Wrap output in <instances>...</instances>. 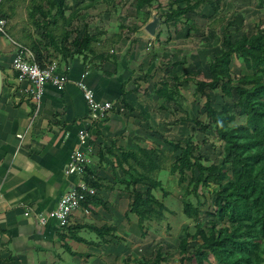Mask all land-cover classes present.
Returning a JSON list of instances; mask_svg holds the SVG:
<instances>
[{"label":"crops","instance_id":"obj_1","mask_svg":"<svg viewBox=\"0 0 264 264\" xmlns=\"http://www.w3.org/2000/svg\"><path fill=\"white\" fill-rule=\"evenodd\" d=\"M87 10L85 4L76 7L73 0H66L64 16L71 18L75 13V21H78L79 14ZM73 21L63 28L69 33L67 43L83 33L85 26L91 33L86 22L78 21L73 26ZM80 24L83 30L78 32ZM118 36V33L111 35L110 41L114 37L117 41L111 44L107 42L110 37L104 41L98 37L100 42L95 44L94 54L73 55L72 50L65 58L60 49L62 38L58 36L53 60L58 72L67 76V82L62 90L46 86L36 107L29 93V82L18 80L16 72L10 69L13 48L9 40L7 42L0 35V264H73L75 260L81 264H85V260L97 264L98 255H108V245L95 246L93 243L101 241L99 236L87 228H75L112 226L115 227L114 234L119 235L118 225L96 203L81 204L71 213L65 227H59L54 220L45 224L38 220L39 216L55 208L63 193L82 180L80 175L64 174L73 151L79 147L78 132L86 131L88 135L83 147L86 168L103 180H107L108 170L120 169L108 150L140 147L137 146L140 141L136 142L140 134L135 124L150 121V110L153 109L149 103H153L147 98L144 100L139 92L145 91L142 86L144 76L149 73L145 79H151L156 75V66L151 64L147 71H142L143 74L140 71L136 74L133 70L137 65L133 61L130 64L132 62H126L125 57L124 62L119 60L122 39ZM172 73L184 78L183 68H176ZM162 81L159 80V84ZM79 83L90 89L97 101L111 103L103 120H89V108ZM159 84H156L157 88ZM159 100L168 108L173 103L164 98ZM140 115H145L144 119ZM104 185L106 187L95 189L94 196L108 206L109 192L115 199L119 197L113 195L115 192L110 185ZM117 193L124 195L120 191ZM105 239L110 240V237ZM75 246L77 251L73 249Z\"/></svg>","mask_w":264,"mask_h":264},{"label":"trees","instance_id":"obj_2","mask_svg":"<svg viewBox=\"0 0 264 264\" xmlns=\"http://www.w3.org/2000/svg\"><path fill=\"white\" fill-rule=\"evenodd\" d=\"M73 1L76 7L83 4V0ZM99 1L101 0H89L90 4H85L86 8L91 9ZM159 1L135 0V12L141 26L145 27L148 23L153 3L157 5L156 10L160 9L157 10L156 16L158 24L161 25L180 22L185 24L190 21L186 15L206 7L210 8L213 14L219 11V0H167L165 8ZM3 2L4 0H1L0 5ZM44 3L47 7L45 10L40 4L34 8L40 15L41 24L35 19V13L28 15L33 26L38 29L44 26L39 36L32 38L28 35L30 40L28 48L33 51L38 62L41 63L45 58L49 64L55 58L53 50L57 48L55 42L58 36L62 38L60 49L64 58L69 56L72 50L73 55L96 52L94 46L100 42L98 38L100 34H91L87 26L83 33L76 35L67 43L69 33L63 27H69L72 20H77V15L72 13L71 18L64 16L66 0H44ZM257 3L262 6L264 0H257ZM6 16L5 11L0 10V19L4 20ZM59 20H62V24L58 28L63 29L60 35L56 29ZM227 26L228 24L226 28ZM158 33L160 31L155 34ZM115 42L116 39L111 41ZM221 44L219 53L209 58L208 80H195L193 92L194 95L204 98L205 124L199 125L198 130L205 132L211 128L212 139L222 143L221 163L218 166L204 165L202 156L196 153L197 147L190 137L171 144L172 150L178 151V154L170 157V171L178 174L180 185H185L182 213L196 222L191 239L201 240L192 254L187 255V237L181 239L178 245L179 253L182 256L181 261H194L195 264H208L209 256L213 258L215 264H264V31L257 28L252 38L246 34H242L234 41L223 38ZM45 54L48 56L45 57ZM232 55L241 59L249 74L241 76L231 74L229 64ZM185 59L183 61L188 62V59ZM199 74L198 70L194 76ZM192 77L191 75L184 79L181 75H172L173 85L162 81L154 93L159 98L178 103L180 81H188V78ZM206 90L219 93L222 99L235 97V102L231 106L222 103L217 111L212 107L213 99ZM236 107L243 112L242 124H232ZM107 153L115 158L116 166L130 179L119 184L131 195L129 211L137 217V225L141 236L144 237V223L147 221L159 223L162 213L166 211L164 204L157 200L152 192L161 187V183L155 180L152 174L163 167L166 161L164 154L162 151L141 147L129 150L112 148ZM82 181L96 190L104 187L100 178L86 167ZM138 184L143 185L145 190H137ZM211 185H217L212 193V217L217 222H227L229 226L217 228L212 222L206 229L198 217L202 201L199 199L196 205H193L188 200L191 195L200 198L198 189ZM166 195L167 193L163 192V197ZM91 203L105 205L94 195H86L81 204L88 206ZM82 228H87L99 236L102 244L110 243L105 237L109 236L111 239V233L115 231V227L112 226L95 228L90 225L75 229ZM100 243L93 244L99 247ZM161 262L162 259L157 254L153 261H143L142 264Z\"/></svg>","mask_w":264,"mask_h":264},{"label":"rangeland","instance_id":"obj_3","mask_svg":"<svg viewBox=\"0 0 264 264\" xmlns=\"http://www.w3.org/2000/svg\"><path fill=\"white\" fill-rule=\"evenodd\" d=\"M88 2L89 0H83L82 5L90 4ZM166 2L167 0L159 1L164 8ZM218 3L219 11L215 14L206 7L186 15L190 21L185 24L180 22L165 25L158 24L156 14L158 13L157 10L160 9L156 10L157 5L153 3L150 9L152 15L148 23L153 22L157 26L155 25L152 35L138 22L135 0H101L87 12L82 13V15L79 14L78 21L86 22L91 33L99 34L98 32H101L99 37L103 41L110 37L107 42L111 44L110 40L113 33H118L121 36L122 46H119L121 48V51L118 52L119 60L124 62L123 57H125L128 63L133 61L139 68V70L137 67L134 68L133 71L136 74L139 71L143 74L142 71H147L151 64L156 66L154 77L145 79L149 73L144 76L142 86L145 87V91L143 94L142 92L139 94L144 96V100L147 98L157 107L154 108L149 103L150 108L153 109L150 110V121L135 124L136 130L139 129L140 134V138L136 142L140 141L141 144L137 146L142 148L162 151L166 160L163 167L152 174L153 178L161 183V187L152 191L153 195L164 204L166 211L162 213V219L159 223L148 221L144 223V237L141 236V231L137 225V217L129 211L131 195L124 189V186L119 184L122 181H129L128 175L120 169L115 171L113 168L112 172L107 171L109 173L107 180L100 178L101 184L103 186H105L104 183L110 185L111 190L115 192L113 195L119 197V199L117 197L115 199V196H111V192H109L108 206H102L107 211L110 220L118 225L119 235H115V231L111 233L110 243L106 244L108 245V249H106L108 255L100 256L96 253L100 258L97 260V264H142L143 261H153L157 254L162 259L160 264H195L194 261H181L182 256L179 253L178 245L181 239L187 237V255L192 254L194 249L200 245L201 240L191 239L196 222L182 213L185 185H180L178 174L170 171V157L178 154V151L172 150L171 144L190 137L197 147L196 153L202 156L204 165H220L222 143L212 139L211 128L205 132L198 130L199 125L205 124V114L203 111L204 98L193 94L195 80H208L207 64L209 58L219 53L223 38L234 41L240 38L242 34L252 38L257 28L264 31L262 28L264 25V4L259 6L257 0H219ZM39 4L43 10L47 8L44 0H4L0 5V10L7 14L3 27L5 35L15 42L29 47L28 35L35 38L39 36V32L44 27L41 26L38 29L33 26L28 16L30 13H35V19L41 24L39 13L34 10L35 6ZM69 4H71L70 1ZM78 21L74 20L73 26H76ZM60 24H62V20H59L56 27L59 35L61 33V29L58 28ZM77 29L78 32H81L83 30L82 24ZM158 31L160 33L156 35L155 33ZM142 36L145 39H142ZM3 37L7 41L8 38ZM53 51L55 52V50ZM127 56L128 59H126ZM183 58H187L188 62L182 61ZM176 68H183L185 78L191 75L193 77L188 78V81H180L179 102L170 103L169 108L164 107L161 105L162 100H159L160 98L156 96L154 90L157 88L156 84H159V80L170 82V86H172L171 76L174 75L172 72ZM229 69L231 74L235 76L249 74L241 59L234 55L231 57ZM198 70L200 74L194 76ZM206 92L212 97V107L217 111H219V106L222 103L231 106L235 102V97L222 99L219 93L215 91L206 90ZM233 96L235 95L233 94ZM165 104H168L167 101ZM158 106L163 108H158ZM233 115L232 124L244 122V115L239 107H236ZM140 116L142 119L145 117V115ZM136 188L139 191L145 190V187L140 184L136 185ZM216 188L217 185L201 187L198 189L200 198L192 195L188 197L189 202L193 205H196L199 199L202 201L198 217L206 229L212 222L217 228L229 226L227 222H217L212 217V193ZM118 191L124 195L117 193ZM163 192L167 193L164 197ZM73 249L77 251L76 246ZM208 260V264H215L211 256L208 257ZM84 262L85 264H93L90 260ZM73 264L81 263L75 260Z\"/></svg>","mask_w":264,"mask_h":264},{"label":"built area","instance_id":"obj_4","mask_svg":"<svg viewBox=\"0 0 264 264\" xmlns=\"http://www.w3.org/2000/svg\"><path fill=\"white\" fill-rule=\"evenodd\" d=\"M1 2V0H0ZM5 21L0 19V35L5 36L4 27ZM10 45L13 48L11 57L10 69L17 74L18 80H27L30 84L29 93L37 106L40 103L44 88L52 86L57 90H62L67 82V76L58 72L57 64L54 60L46 63L45 58L38 62L33 51L23 46L14 40L8 38ZM45 57L48 55L45 54ZM82 91V96L89 108V120L98 122L104 119L105 115L111 109L110 102H100L94 97L93 92L83 84L78 85ZM87 132H78V146L72 153L70 161L64 170L65 175H80L82 176L87 164L85 158V150L83 147L87 143ZM95 189L87 186L82 180H79L68 191L63 193L57 201L55 208L48 211L45 215L39 216L40 224H45L48 220H54L59 227H65L68 224V218L71 213L80 207L85 200L86 195H94Z\"/></svg>","mask_w":264,"mask_h":264},{"label":"water","instance_id":"obj_5","mask_svg":"<svg viewBox=\"0 0 264 264\" xmlns=\"http://www.w3.org/2000/svg\"><path fill=\"white\" fill-rule=\"evenodd\" d=\"M155 23L153 22H150V23H147L146 26H145V30L149 33V34H153L154 33V29H155ZM1 86H2V73H1V70H0V91H1Z\"/></svg>","mask_w":264,"mask_h":264}]
</instances>
